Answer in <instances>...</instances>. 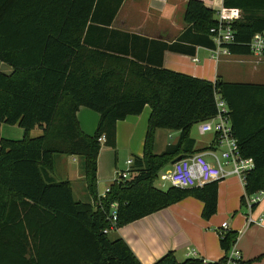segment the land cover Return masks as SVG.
Instances as JSON below:
<instances>
[{
    "label": "trees",
    "instance_id": "1",
    "mask_svg": "<svg viewBox=\"0 0 264 264\" xmlns=\"http://www.w3.org/2000/svg\"><path fill=\"white\" fill-rule=\"evenodd\" d=\"M125 0H0V123L24 129L23 140L0 139V264H141L127 243L111 240V205L118 203L117 229L189 197L203 203L202 217L218 208L219 181L202 187H155L160 172L180 155H192L193 125L214 118L215 95L228 104L240 154L254 161L246 175V196L264 191V86L215 82L164 68L167 51L195 55L196 47L215 49L213 10L197 0L186 7L187 30L172 43L112 29ZM239 9L232 24L234 55H251V42L264 35V0H224ZM151 108L143 157H136L129 181L98 193V157L104 145L117 148V123ZM100 115L93 136L82 132L77 112ZM247 117H259L247 121ZM251 124V134L242 125ZM36 127L42 135L31 138ZM179 132L176 144L156 154V132ZM57 155L84 158V182L91 201H76L70 182L50 177ZM247 206L246 197L241 200ZM256 205L253 206V208ZM238 232L220 230L228 254ZM264 257V256H263ZM262 258V257H261ZM201 257L179 262L169 252L155 264H229Z\"/></svg>",
    "mask_w": 264,
    "mask_h": 264
},
{
    "label": "crops",
    "instance_id": "2",
    "mask_svg": "<svg viewBox=\"0 0 264 264\" xmlns=\"http://www.w3.org/2000/svg\"><path fill=\"white\" fill-rule=\"evenodd\" d=\"M197 1L213 10L214 17L218 20L220 10L224 9V0ZM188 2L189 0H125L111 28L149 40L172 44L178 41L188 28L185 23ZM163 65L167 70L209 82L221 79L230 84L264 86V56L253 53L223 54L218 53L216 46L215 49L197 46L193 56L165 52ZM0 72L11 75L13 69L0 61ZM150 115L151 108L146 106L141 115L129 116L117 123L116 150L105 146L103 144L105 140L102 142L97 165L100 197L103 196L100 188L105 186L107 191L116 182L117 174L129 168L128 160L134 161L136 157H143ZM247 119V121L257 119L261 122L259 117H247ZM77 120L82 132L93 136L99 125L100 115L81 107L77 112ZM201 123L195 124L198 126L200 136L198 139L192 137V129L190 132V138L195 142L192 155L202 154L215 165V157L221 159L222 154L229 150V146L221 142L214 132L202 134ZM230 124L232 127L231 117ZM253 127L251 124L242 125V129H246L247 134L255 130ZM160 131L161 129L156 132L155 153ZM42 132L43 128L36 127L31 131L30 137H39ZM168 132L178 133L180 136L179 132ZM24 136L25 131L19 126L0 123V139L20 141ZM232 137L238 144L239 139L234 135L233 130ZM177 141L172 144L166 143L165 149L169 145L176 144ZM83 165V157L57 155L50 177L56 182H70L75 200L88 202L91 198L84 182ZM120 166H123L122 168L125 166V169L121 170ZM230 167L227 168L229 171L232 170ZM246 195L245 181L233 175L219 181L217 213L209 220L202 217L203 203L189 197L112 231L109 236L114 233L113 240L123 239L141 264H155L169 252L174 253L179 262L196 257H201L206 262H219L226 255L230 258L234 252H238L240 258L229 264H264V194L260 202L251 210L241 204L242 198ZM76 196L80 199H76ZM223 224H227V230L239 234L235 246L228 254L220 244V230Z\"/></svg>",
    "mask_w": 264,
    "mask_h": 264
},
{
    "label": "built area",
    "instance_id": "3",
    "mask_svg": "<svg viewBox=\"0 0 264 264\" xmlns=\"http://www.w3.org/2000/svg\"><path fill=\"white\" fill-rule=\"evenodd\" d=\"M218 25L211 29L213 42L218 49V53L228 54L229 50L226 45L235 42V32L232 24L243 18V12L239 9H222L218 15ZM251 52L257 56H264V35L257 34L252 39ZM216 105L218 109L217 115L200 125V132L202 134L214 132L218 135L221 142H225L229 146V150L222 154V158L215 157L216 164L210 163L202 154L191 155L187 159L179 161L173 165L170 173L162 176L163 181L170 182L172 186L181 189H191L202 187L205 184L221 181L230 176H238L243 181L246 175L254 169V161L252 159L244 158L239 151V147L235 139L232 137V127L230 124V109L227 102L217 93L215 95ZM105 138H101L103 142ZM134 161L128 160L129 168L126 171L119 172L117 175V183L129 181L132 178L131 167ZM231 166L232 170L227 168ZM110 191L107 189L106 193L101 196L104 198ZM264 191H260L252 196L246 197L247 207L251 210L254 205L258 204ZM118 203L111 205L110 225L104 230L105 234L117 230V209ZM252 222V220H250ZM222 229L227 230V224H223ZM239 253L234 252L230 259L231 262L239 259Z\"/></svg>",
    "mask_w": 264,
    "mask_h": 264
},
{
    "label": "rangeland",
    "instance_id": "4",
    "mask_svg": "<svg viewBox=\"0 0 264 264\" xmlns=\"http://www.w3.org/2000/svg\"><path fill=\"white\" fill-rule=\"evenodd\" d=\"M169 135H171L172 137L170 138ZM191 135L193 138L195 139H198L200 136H199V131H198V126L195 125L193 126L192 128V132H191ZM178 133H170L166 130H161L159 133H158V136H157V142H156V153L159 154V153H162V151H164L165 149V145L166 143H175L178 139ZM129 158V157H128ZM123 166H120V169L123 170L125 169V166L124 168H122ZM172 165L169 164L167 165L161 172H160V177L159 179L155 182V187L158 188V189H161V190H167L170 186H172L168 180L165 181V183L163 181H161L160 179L162 178V176L166 175V173L172 169ZM231 168V167H230ZM106 192V187L103 186L100 188V193H102L103 195L105 194ZM77 198L76 199H80L79 196H76ZM111 240H113L114 238V233H111V235L109 236Z\"/></svg>",
    "mask_w": 264,
    "mask_h": 264
},
{
    "label": "water",
    "instance_id": "5",
    "mask_svg": "<svg viewBox=\"0 0 264 264\" xmlns=\"http://www.w3.org/2000/svg\"><path fill=\"white\" fill-rule=\"evenodd\" d=\"M188 157H190L189 155H180L177 158H175L172 162L171 165H175L176 163H178L179 161H182L184 159H187Z\"/></svg>",
    "mask_w": 264,
    "mask_h": 264
}]
</instances>
